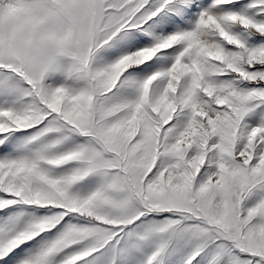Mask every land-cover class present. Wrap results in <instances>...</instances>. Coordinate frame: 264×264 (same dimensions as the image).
<instances>
[{
    "label": "snow or ice",
    "instance_id": "snow-or-ice-1",
    "mask_svg": "<svg viewBox=\"0 0 264 264\" xmlns=\"http://www.w3.org/2000/svg\"><path fill=\"white\" fill-rule=\"evenodd\" d=\"M0 264H264V0H0Z\"/></svg>",
    "mask_w": 264,
    "mask_h": 264
}]
</instances>
